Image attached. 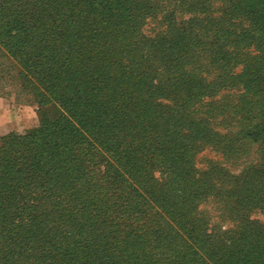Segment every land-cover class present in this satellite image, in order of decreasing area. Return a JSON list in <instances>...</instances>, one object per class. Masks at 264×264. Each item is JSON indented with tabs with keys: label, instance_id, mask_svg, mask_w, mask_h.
Masks as SVG:
<instances>
[{
	"label": "trees",
	"instance_id": "16d2710c",
	"mask_svg": "<svg viewBox=\"0 0 264 264\" xmlns=\"http://www.w3.org/2000/svg\"><path fill=\"white\" fill-rule=\"evenodd\" d=\"M142 1L0 0V44L42 109L0 138V264H264V173L229 188L194 169L203 142L234 157L264 138V0H194L153 44ZM210 199L234 229L209 227Z\"/></svg>",
	"mask_w": 264,
	"mask_h": 264
},
{
	"label": "rangeland",
	"instance_id": "374dc122",
	"mask_svg": "<svg viewBox=\"0 0 264 264\" xmlns=\"http://www.w3.org/2000/svg\"><path fill=\"white\" fill-rule=\"evenodd\" d=\"M142 2L145 5L142 9L145 11L140 23V37L150 40L151 44L168 31L180 29L191 16L198 13L194 0H189V4L184 6L179 3V0H143ZM218 4L220 3L217 1L212 3L213 9ZM240 20V17L234 19L235 23ZM247 49H252V47ZM239 68L240 66H237L232 71L238 72ZM20 70L21 67L16 64L13 55L0 44V138L12 132L22 135L35 128L39 123L42 109L30 100L29 95L21 91L18 81V71ZM159 70L157 69V72ZM166 101L161 97L157 99V102L163 104ZM195 116L198 117L199 114L195 113ZM231 127L224 125L216 127L219 134L216 141L225 139L224 133L234 132L233 126ZM237 144L239 145V143ZM240 144L243 145L242 153L238 156L226 157L217 149L220 144L216 145L210 141L203 142L196 153L194 169L205 171L208 165H214L216 169L231 176L229 188H233L236 182L252 181L254 175L264 173V138L260 140V143L244 140ZM238 145L236 147H240ZM155 175L157 176L158 173ZM216 206L217 204L211 199L199 206V209L209 217V227H213L214 230L217 228L234 229L235 224H231L230 221L224 222L219 227L221 220ZM249 219L263 225L264 213L256 207L249 212Z\"/></svg>",
	"mask_w": 264,
	"mask_h": 264
}]
</instances>
